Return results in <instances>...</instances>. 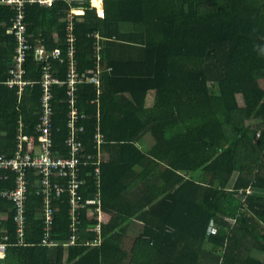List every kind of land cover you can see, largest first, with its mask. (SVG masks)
I'll return each mask as SVG.
<instances>
[{"label": "trees", "instance_id": "trees-1", "mask_svg": "<svg viewBox=\"0 0 264 264\" xmlns=\"http://www.w3.org/2000/svg\"><path fill=\"white\" fill-rule=\"evenodd\" d=\"M105 2V20L89 10L77 35L82 72L94 67L89 33L103 28L111 39L105 56L114 70L103 76L101 117L87 104L98 99L97 87L86 84L80 90V108L90 106L91 114L81 123L85 149L97 152L100 131L109 154L101 167L107 219L100 223L85 209L84 237L66 247L72 228L68 206L61 207L55 225L59 243L46 246L42 214L34 215L25 243L16 244V228L9 230L13 245L7 263L264 264V0ZM68 8L66 0L45 10L38 3L27 5L32 42L42 34L48 51L65 49L62 20ZM13 14L0 5L3 78L16 46L8 33ZM126 24L132 27L121 29ZM25 68L27 78L41 77L34 50ZM66 89L56 85L55 122L67 131V114L60 113L68 108ZM151 91L156 104L148 108ZM38 94L39 85L23 94L22 102H34L23 109L26 131L39 122ZM17 102L16 89L2 87V106L14 121L8 144L16 135ZM147 135L152 141L144 149ZM86 170L83 194L89 206L98 179L96 167ZM98 225L101 234L92 230Z\"/></svg>", "mask_w": 264, "mask_h": 264}, {"label": "built area", "instance_id": "built-area-1", "mask_svg": "<svg viewBox=\"0 0 264 264\" xmlns=\"http://www.w3.org/2000/svg\"><path fill=\"white\" fill-rule=\"evenodd\" d=\"M58 0H0V5L12 8L14 14L10 19V27L8 33L14 37L16 43L13 63L7 70L6 77L3 78L1 69V22H0V116L2 114V87L16 89L17 97L23 98L25 89L33 88L37 85L41 88V116L39 125L33 130L26 131V125L18 121L16 126V156L7 158L1 152L0 141V181L2 171L4 169L14 171L18 174L17 186L14 190L1 193L0 192V259L7 256L9 246L6 239L2 235L3 213L1 206V197H7L12 202L16 210L15 220L19 225V231L25 229L27 224V195L31 187V179L27 176L29 170H40L42 173L41 182L43 183V194L46 196L45 202V219L47 229L53 227L56 221V212L51 205L49 197L50 188H55L58 197L68 195V204L71 207V214L74 221L73 235L67 245H74L80 236L78 228L82 224L83 211H92L98 215L97 219L103 222L102 195H101V167L105 161L103 145L105 138L99 131L96 135L97 152L89 153L85 149L83 135L86 132L82 121L88 119V116L81 111L80 108V90L83 85L93 84L102 94L104 71H111V67L103 68L105 63L103 49L101 46L95 47V67L84 72L81 71L79 62V43H78V25L84 21L87 8L73 3L71 11L67 12L66 22V38L65 49L57 48L47 51L44 40L39 38L32 42V35L26 22V7L30 3H38L42 8H50L55 5ZM67 1V0H66ZM35 44H39L38 48H34ZM34 50L35 61L42 65L41 77L38 79H30L26 77L25 64L31 51ZM54 61H59L67 67V75L65 80L61 79L54 70ZM56 85L66 86V100L68 105V138L65 146L69 155L57 156L55 142V117H56ZM96 103V101H94ZM1 139V128H0ZM86 165L96 167L95 177H97L98 192L95 193L89 206L85 203V197L82 192L83 187L87 184L82 176L81 170ZM141 167V166H138ZM136 167V168H138ZM59 176L67 179L66 186L54 184V177ZM7 177V176H6ZM96 181V178H95ZM92 204L95 206L90 209ZM92 230L101 231V225ZM21 235V232H20ZM45 245H57L59 242L54 238H50L47 234L42 242ZM4 264V263H0Z\"/></svg>", "mask_w": 264, "mask_h": 264}, {"label": "crops", "instance_id": "crops-1", "mask_svg": "<svg viewBox=\"0 0 264 264\" xmlns=\"http://www.w3.org/2000/svg\"><path fill=\"white\" fill-rule=\"evenodd\" d=\"M67 2L69 3V8H68L69 12L71 11L73 3H77V5L85 6L87 8L86 15L84 16L85 20L80 22L79 24H84V23L88 22L87 21V19H88L87 13L89 10H96L99 18H101L103 20H105V18L107 16L105 0H97L96 2H94V0H67ZM44 10H45V8H44ZM62 23H64V25H65V18L62 20ZM104 26H105L104 24H101V27H104ZM120 27H121V29H123V28H127V27H132V25L126 24V25H121ZM110 28H112L114 30L113 27H110ZM58 33L59 32L55 33V35L57 34V37L59 39ZM37 37H39L41 39L44 38L42 36V34H39V36H37ZM89 37L93 41V44L91 45V54L89 53L88 56H90L91 60L93 61V66L95 67V54H94L95 47L101 46L103 49L102 51H103V56L105 59L104 60L105 63L102 66L104 69L107 68V61H106L105 52H106L107 41H109L111 39L107 38V35L104 33L103 28H98V29L93 30L91 33H89ZM65 38H66V29H65ZM78 43H79V38H78ZM64 46H65V43H64ZM58 48H60V47H58ZM79 53H80V50H79ZM1 56H2V53H1ZM79 60H80V55H79ZM12 61H13V57H12ZM53 65H54V70L59 77H60V73H63L65 76L67 75V67L65 66L64 63L59 62V61H54ZM90 68L91 67H89L88 69H90ZM113 70L114 69L111 68V71L108 72L107 70H105L104 72L110 74L113 72ZM30 74H33V72L32 73L30 72ZM31 78L36 79V77H31ZM30 89H32V88H30ZM103 94H104V89L102 88V94H99V91H98V99L97 100L95 99L96 103L94 102L95 100L91 104H89V102L87 103L88 105L97 109L96 114L98 117H101V114H102L101 109H102V96H103ZM152 95H153L155 101H153V103H154L153 105H150L149 99L151 98ZM39 96H40V100H39V103L36 104V105H38L36 113L38 116L39 115L41 116V95H39ZM30 97L36 98L33 95ZM32 103H34V102H30V101L22 102V98L21 99L18 98V102L16 103V106H15V110L17 111V116H16L17 119H15L16 125H17L18 121H21L23 124H25V119H24L25 117H24L23 109L24 108H26V109L31 108ZM155 104H156V95H155V93H153V91H151L149 98H148V101H147V106H148V108H152V107H154ZM90 106L88 108H86L85 106H82L84 109L81 107V111L84 114H86L87 116H88V114H89V116H91V114L89 112ZM86 109H87V111H86ZM61 110H62V111H60L61 114H68V108L62 107ZM57 112H58V110H57ZM58 121H59V117H58ZM10 123H12V121L8 120L6 112L2 106V114L0 116L1 152L7 158H14L16 156V153H15L16 152V137L14 138V141L11 144L7 143L8 142L7 138H9L8 126ZM13 123H14V121H13ZM39 123H41L40 118H39V122L37 125H39ZM55 125H56V122H55ZM65 126H66L67 131H68V115H67V122H66ZM67 131L62 130V128H60L56 125V131H55L56 138H55V140H56L57 145H56L55 153L57 156H64V157L66 156L67 157L69 155V152L65 146L66 140L68 138V132ZM148 141L149 142L152 141V138L150 135H147L146 137H144L142 139L141 146L144 149H147L150 147ZM103 152L105 154V161H107L109 154L108 153L106 154L104 148H103ZM89 174H90V171L89 170L87 171L86 167H85L84 171H82V176H83V178H85V181H88L87 177ZM17 176H18V174L15 173L14 171L4 169L2 171V178L0 181V192L4 193V192L14 190L17 186ZM27 176H29V178L31 179V187H30L28 194H26L27 195V202H25V204H27V212H26L27 224L25 226V229L19 231V225L15 220L16 210L14 209L12 202H10L7 197H1L2 213H3V217H4L3 225H2V235H3L4 239H6L8 241V243L13 245L12 235H10L9 230L14 226L16 228V241H17L16 244H18L19 242L25 243L26 242V233H27V230L29 228L32 216L36 215L35 217H37V216L40 217L42 214V223H43L42 231H43V233H42V238H41V244L45 245L42 242H43V240L47 234L49 235L50 238H54V240L58 242L59 240L55 237L58 235V233H56V230H55L56 221L54 222L53 227H50V229H47V225H46V219H45V213H44L46 196H45V194L42 193L43 192V183L41 182L42 173L40 170H32L31 169V170H29V172H27ZM88 183L89 182H87V184L83 187L82 192L84 191V189L88 185ZM54 184L66 186L68 184V182H67V179H64L63 177L55 176L54 177ZM49 197L51 198V205H53V208L55 209V212H56V220H57V213L61 210V207L68 206V215L70 217L69 221H71L70 228H73L74 221H73V218L71 217L72 216L71 207L68 204L69 196L66 194L63 197L59 198L55 188H50ZM39 199L42 200L40 206H38ZM33 212H35V213H33ZM106 219H107V215L104 213V210H103V221ZM9 220L12 221V224L9 222ZM82 221H83V219H82ZM82 226H83V223L80 225V228H78L79 233H80V236L78 237L79 241H81V237H84L83 236V230L84 229L82 228ZM89 229H90V227H87L86 230L89 231ZM20 232H21V235H20ZM72 233H73V231H72ZM72 233H70V238L73 235ZM70 238H69V240H70ZM46 246H48V245H46ZM66 247H70V245H66ZM7 256H8V253H7ZM7 256L4 258H1L0 263L8 264L6 261Z\"/></svg>", "mask_w": 264, "mask_h": 264}, {"label": "rangeland", "instance_id": "rangeland-1", "mask_svg": "<svg viewBox=\"0 0 264 264\" xmlns=\"http://www.w3.org/2000/svg\"><path fill=\"white\" fill-rule=\"evenodd\" d=\"M149 101H150V105H153V104H154L153 101H155V99H154L153 95L151 96V98L149 99ZM238 101H240V104H241L242 106L245 105L244 98H243L242 95L238 96ZM211 245H212V244H209V245H207V247H208V248H212Z\"/></svg>", "mask_w": 264, "mask_h": 264}, {"label": "bare ground", "instance_id": "bare-ground-1", "mask_svg": "<svg viewBox=\"0 0 264 264\" xmlns=\"http://www.w3.org/2000/svg\"><path fill=\"white\" fill-rule=\"evenodd\" d=\"M97 0H94V2H96ZM98 7V6H97ZM99 8V7H98Z\"/></svg>", "mask_w": 264, "mask_h": 264}]
</instances>
